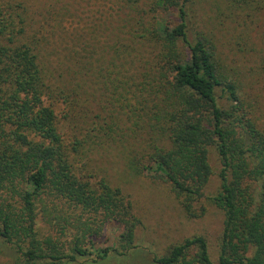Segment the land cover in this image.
Listing matches in <instances>:
<instances>
[{
    "label": "trees",
    "instance_id": "obj_1",
    "mask_svg": "<svg viewBox=\"0 0 264 264\" xmlns=\"http://www.w3.org/2000/svg\"><path fill=\"white\" fill-rule=\"evenodd\" d=\"M189 1L155 0L144 14L129 7L128 15L137 17L124 15L130 32L124 37L129 54L122 65L132 70L131 82L123 81V92L117 91L119 84H108L120 100L125 95L135 99L139 107L129 110L136 118L132 126L138 128L137 122L145 117L148 129L157 131L169 145L166 151L153 149L150 165L130 158L126 167L169 183L184 214L197 218L203 212L202 188L210 176L207 148L213 147L220 162L219 188L210 201L224 216L217 264H264V132L247 116L238 83L223 71L211 40L196 34L188 41ZM156 8L174 11L176 23L158 24ZM28 12L26 0H0V245L9 246L25 264H71L92 253L96 260H104L109 249L91 252L84 247L90 238L99 234L105 222L113 221L121 227L118 243L128 246L138 220L117 188L103 180L91 185L75 174L70 153H81L88 133L101 127L85 130L81 138L73 132L70 142L63 140L52 103L58 97L69 104L62 119L74 111L76 101L64 94H73L76 72L58 57L56 63L64 70L56 84L45 65L62 43L78 47L75 35L83 30L74 29V35L57 12L61 19L55 26L64 36L53 39L47 32L43 36L38 31L41 26L32 27ZM113 46L114 58L120 60ZM85 47L84 40L78 47L83 65L92 66L95 60L91 61ZM71 49L62 48L61 55L68 57ZM102 78L108 79L104 74ZM216 91L228 102L227 110L218 106ZM117 129L123 141L126 128L125 134ZM15 197L19 206L13 202ZM42 199L51 204V212L60 214L59 234L64 226L73 227L69 243L49 233L39 236L34 210ZM59 206L73 211V216L62 214ZM43 210L47 209L43 206ZM82 215L93 218L82 220ZM152 262L211 264L201 236L184 239Z\"/></svg>",
    "mask_w": 264,
    "mask_h": 264
},
{
    "label": "rangeland",
    "instance_id": "obj_2",
    "mask_svg": "<svg viewBox=\"0 0 264 264\" xmlns=\"http://www.w3.org/2000/svg\"><path fill=\"white\" fill-rule=\"evenodd\" d=\"M154 1L26 0L31 25L33 28L41 26L42 29L38 31L43 36L45 32L52 34L53 39L64 36L55 26L61 19L57 12L63 16L62 24L70 27L73 33L74 29L83 30L78 36L74 33L78 38L76 44L80 47V42L86 41V53L91 61L95 60V64L88 67L83 65V52L78 47L73 49L69 43L58 46L57 55L49 57L45 65L52 70L56 84L64 70L56 63L58 57L59 62L76 72L72 96L67 92L64 94H68L71 102L72 99L76 101V107L68 118L62 119L69 104L63 102L62 98L55 97L52 109L60 122L65 142L71 141L73 132L77 138H81L85 130L101 127L97 132L88 133L90 138L81 153H70L75 174L88 180L91 185L103 180L110 188H117L130 203L131 213L138 220L131 243L123 247L117 241L121 227L113 221L105 222L99 234L91 237V242L84 247L91 249V252L108 248L107 257L96 260L92 253L71 264H154V257L164 255L171 246L192 236H201L205 240L209 261L217 264L224 216L210 201L219 188L217 174L220 162L214 148H207L210 176L202 188L203 195L199 205L203 212L197 218H189L184 214L169 183L158 177L153 178L144 171L132 173L126 167L132 160L130 158H136L141 165H150L148 157L154 152L153 149L166 151L169 147L166 138L157 131L152 133L148 129L145 117L137 122L138 128L132 126L133 119L136 118L131 117L129 110L139 106L135 99L129 100L127 95L120 100L112 94L108 84H119L117 91L123 92V81L131 82L132 70L122 65V59H126L129 54L124 37H128L130 32L129 23L123 21L124 15L125 18L137 17L128 15L129 7L136 13L144 14ZM156 11L155 19L158 24L176 23L174 11H161L158 8ZM110 13L112 15L108 18ZM186 13L188 41L196 38V34H203L211 40L223 71L238 83L240 100L247 116L257 129L264 132V0H190ZM148 15L145 17L148 18ZM114 44L119 51L120 60L114 58ZM62 48H72L68 57L61 55ZM178 48L182 50V47ZM103 74L108 78L107 81L102 78ZM216 96L218 106L227 110L228 102L225 97L218 91ZM155 112L156 109L148 111V114ZM107 126H112V129ZM116 127L124 130V134L126 128L123 141L117 137L119 130ZM13 202L15 206H19L16 197ZM43 206L47 209L46 212ZM50 206L43 199L42 203L36 204L34 213L39 236L49 233L54 238L58 237L61 243H69L74 233L73 227L66 225L62 234H59L60 221L57 216L60 214L51 212ZM65 207L58 208L62 209V214L72 217L74 212L70 210L71 213ZM92 218V215L81 217L82 220ZM98 220L97 217L96 221ZM0 264L25 263L9 246L0 245Z\"/></svg>",
    "mask_w": 264,
    "mask_h": 264
}]
</instances>
